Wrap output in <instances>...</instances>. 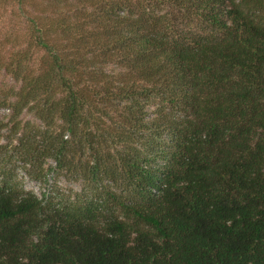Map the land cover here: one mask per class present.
<instances>
[{
    "label": "trees",
    "instance_id": "1",
    "mask_svg": "<svg viewBox=\"0 0 264 264\" xmlns=\"http://www.w3.org/2000/svg\"><path fill=\"white\" fill-rule=\"evenodd\" d=\"M44 1L0 0L27 30L1 106L92 195L0 186V264H264V0Z\"/></svg>",
    "mask_w": 264,
    "mask_h": 264
},
{
    "label": "rangeland",
    "instance_id": "2",
    "mask_svg": "<svg viewBox=\"0 0 264 264\" xmlns=\"http://www.w3.org/2000/svg\"><path fill=\"white\" fill-rule=\"evenodd\" d=\"M82 1L88 0H65L77 7ZM43 3L51 10V5L55 1L46 0ZM166 12H168L167 9ZM17 13L18 5L0 2V43L2 42L0 54L5 60L13 50L11 43H6L5 40L16 39V44L22 43L27 32L25 21L21 14L18 16L19 13ZM168 24L172 25L174 30H182L185 34H193L201 30L199 25L189 24L180 14L175 13L169 17ZM18 87L19 83L13 81L0 69V90L2 91L0 92V186L10 183L18 189L32 193L40 199L49 200L53 204L64 202L67 199L74 200L77 197L85 199L92 195V190L86 183L69 171L59 170L51 159L42 158L34 164L26 162L27 159L23 155L25 149L18 146L19 140L23 139L26 143L25 138L29 137L33 147L41 151L43 145L39 140V134L43 127L29 111H24L17 120H14L10 110L2 108L4 94ZM154 109V107L149 108L150 116L153 115ZM42 160L44 162L40 169L39 164ZM102 187H107L117 195L120 193L119 186L112 182L104 181Z\"/></svg>",
    "mask_w": 264,
    "mask_h": 264
}]
</instances>
